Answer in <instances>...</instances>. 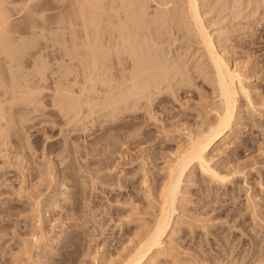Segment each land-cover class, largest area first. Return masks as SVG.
Masks as SVG:
<instances>
[{
    "label": "rangeland",
    "instance_id": "obj_1",
    "mask_svg": "<svg viewBox=\"0 0 264 264\" xmlns=\"http://www.w3.org/2000/svg\"><path fill=\"white\" fill-rule=\"evenodd\" d=\"M2 1L20 57L6 64L0 54V79L36 86L40 94L37 111L14 106L8 148L0 147V264H120L152 226L178 149L216 120L214 70L186 18V1H143L141 54L177 67L170 62L173 71L166 65L168 74H150L156 81L145 76L148 86L157 84L138 90L114 119L107 108L73 118L67 90L59 96L63 106L57 103V86L73 85L71 34L60 20L66 2ZM199 8L253 104L240 93L233 127L208 152L226 182L196 166L184 175L167 247L153 264H264V0H199ZM34 161L50 168L51 180Z\"/></svg>",
    "mask_w": 264,
    "mask_h": 264
},
{
    "label": "bare ground",
    "instance_id": "obj_2",
    "mask_svg": "<svg viewBox=\"0 0 264 264\" xmlns=\"http://www.w3.org/2000/svg\"><path fill=\"white\" fill-rule=\"evenodd\" d=\"M28 1H36L35 4H38L41 1L49 0ZM143 1L145 2V0H63L61 2H66V6L65 14L60 17V20H63L62 23H67L65 28H67L71 34V48L73 49V83L71 84L73 85H71L70 88L67 86L69 89L66 86L65 88L64 86L61 88V86L58 85L57 87L59 89H57L58 91L56 93L59 99V96L60 98L65 97L66 92L64 93V90L68 91L70 95L65 99L71 103L70 110L72 111L73 118L81 119L82 115L87 116L95 110L100 111V108L101 110L107 108L109 109L108 114L110 117L107 113L106 117L114 119V116L118 115L119 112L122 111L121 109L127 106L128 102H131V100L135 102V96L139 94L138 90L145 89L146 87L149 88L152 85V82L149 83V85H151L148 86V83L145 82L146 80L143 81L147 79L145 76L148 75V78H152V76L149 77L150 74L154 76L157 75V73L159 74V71L161 72L163 69L166 71L165 66L167 64H164L166 62H164L162 58L158 57V60L162 59L158 61L157 56L154 58L151 56L150 58H153L154 61L148 57L147 58L151 61L147 58L145 60L144 57L146 55L143 56L144 51L143 48L140 47L141 39L138 41L140 36H138L137 33L141 32V24L145 22L143 19L146 15V13H144L146 5L144 6ZM147 1L145 3H147ZM185 1L186 12L185 10L184 12L187 14L186 18L191 22L190 24L193 31L195 30L197 33L200 45L204 50L203 52L214 70L220 104L219 108H217L218 110L216 109L214 113L216 120L206 125L205 128L198 130V132L196 131L194 134L190 133L185 147L183 146L184 148H181L182 150L178 149V151H180L179 154H175L177 156L173 158L174 161L172 160V163L167 166V179L165 178V184L162 183L164 187L163 189L161 187L162 190H160L161 193H159V195L161 194V199L160 197L158 198L160 199V203L159 209L157 210L158 213L154 216L155 220L150 229L146 231L145 236H142V239L140 238L141 240H138V243L129 251L130 253H127V257L120 261V264H153L164 255V248L167 244L165 239L167 238V234L171 231L170 229L175 221L174 215L177 213L176 201L178 200V195H180L179 193H181V183L183 182L182 180H184V175H186V172L189 171L192 166L198 167L201 173L209 176L213 181L218 183L226 182L227 176L222 175L223 173L221 174V171L212 165V158L208 155V152L213 146H216L218 142L221 143L227 138L229 131L233 127L234 120L237 118V110L239 109L238 98L240 93L246 95L250 104L252 102L249 97L250 92L247 91L242 84V76L240 77L237 70L229 66L224 56L221 55L220 50H218L212 35L207 31L200 13L199 0ZM3 4V1L0 0V54L5 55L6 64H11L12 61L20 57V51L14 46V42L11 41L7 34L9 18ZM26 6L25 8L30 12V6ZM120 10L124 12V14H122L123 16L120 15ZM142 12L144 14L143 19L142 16H140ZM65 23H63V25ZM144 26L145 23L143 27ZM63 28L64 27H61V29ZM30 30L31 35L36 37L33 33L32 26H30ZM137 42L140 45H138ZM155 60H157V63ZM169 60L167 65L168 68L169 64L172 63V60ZM146 62L147 64L144 66ZM149 62H155V64H151L150 66L148 65ZM174 62L176 63L175 60ZM174 62L171 65L174 64L176 68L177 66ZM126 63H128V66L125 65ZM169 69L171 71L174 70H172V68ZM169 69H167V71ZM11 70L10 66H8L7 71L11 73ZM114 70H116L118 74L116 71L114 72ZM3 73L4 71L0 69V78ZM164 74H168V72L162 75ZM165 76H162L163 79L168 75ZM152 79L155 78L153 77ZM163 79L161 80L160 77L161 82ZM148 80L149 79H147V82ZM154 81H156V79ZM157 81H159V78ZM140 82H145L146 84L142 86ZM156 84L157 83H155L154 86ZM154 86L152 85L151 87ZM145 90L144 92L143 90L140 91V93L143 92L146 94L145 92L149 91ZM39 94L40 89L36 86H31L24 82L17 84L11 83L10 86H8L0 79V147L8 146L7 135L8 129L11 128L14 122L12 120L14 106L22 105L25 110H28V113L35 111L37 109L36 103L39 102ZM134 97L135 99L133 101L132 98ZM61 102L62 101L59 99L57 103L62 105ZM98 105H100L99 108L97 107ZM84 106L87 107V113L82 111ZM128 106L130 107L131 105L128 104ZM96 107L98 109H96ZM23 108L19 107L16 109V112L19 113L23 111ZM119 109L120 111L118 112ZM23 117L24 115L20 116V122H22ZM27 142L30 145V142ZM1 155L4 154L2 153ZM31 156L35 158L33 150ZM34 163L37 164L36 166L38 167L37 169L40 175H47L46 177H49L51 173H53L47 166V168H43L44 166L36 163V161H34ZM51 177H49L50 180ZM53 179L54 178H52V180ZM50 182L51 181H49V183ZM32 199L35 198L33 197ZM33 202L36 203L35 206L37 205V207L40 205L37 201L33 200ZM54 203L55 201L53 205ZM47 211H49V209ZM42 221L39 219L38 224L41 225ZM38 228H40V232L45 230L43 227L44 230H42L39 225ZM42 236L44 235L42 234L39 238L36 236L34 243H39ZM45 254L46 253H44V256Z\"/></svg>",
    "mask_w": 264,
    "mask_h": 264
}]
</instances>
